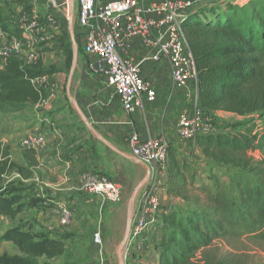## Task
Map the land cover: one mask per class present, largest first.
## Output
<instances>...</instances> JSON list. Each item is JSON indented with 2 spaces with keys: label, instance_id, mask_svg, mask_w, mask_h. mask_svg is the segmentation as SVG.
<instances>
[{
  "label": "trees",
  "instance_id": "trees-1",
  "mask_svg": "<svg viewBox=\"0 0 264 264\" xmlns=\"http://www.w3.org/2000/svg\"><path fill=\"white\" fill-rule=\"evenodd\" d=\"M248 6L253 11L250 18L241 15ZM211 16L215 20L201 19L208 17V13L192 14L182 25L196 62L201 108L208 117L224 112L239 117L259 115L261 121L264 119V5L251 0L241 8L229 7L222 18L216 12ZM4 29L22 37L19 29ZM76 41L81 55L84 43L79 38ZM60 43L67 57L66 66L71 70L74 52L69 37L62 36ZM53 74L43 68L42 62L25 65L17 58L11 59L0 70V107L42 102L47 98L46 91L36 88L33 81ZM197 144L206 161L228 169L230 190L217 182L215 189L202 188L205 203L199 198L190 199V189L196 187L194 172L188 174L190 161L183 159L176 149H170L168 194L194 202L195 208H188L185 213L167 208L160 216L153 242L147 243L148 249L152 247L159 257L155 263L264 264L262 256L236 253L220 260L203 256L197 260L217 240L248 238L264 230V129L253 123L244 132L232 135H201ZM255 151H260L263 159L252 157ZM13 168L23 171L17 164L8 165L0 160V181ZM6 193L0 194V216L13 218L21 209L14 208L16 198H7ZM69 237L52 239L44 234L11 229L3 240L15 245L20 255L4 253L0 255V264H39L42 258L51 261L62 257L66 251L65 238Z\"/></svg>",
  "mask_w": 264,
  "mask_h": 264
},
{
  "label": "crops",
  "instance_id": "crops-1",
  "mask_svg": "<svg viewBox=\"0 0 264 264\" xmlns=\"http://www.w3.org/2000/svg\"><path fill=\"white\" fill-rule=\"evenodd\" d=\"M21 10L15 11L20 13ZM16 12L5 16L1 10L0 27L3 30H6L4 27L11 31L19 28L17 22H20L21 16ZM47 45L38 48L40 58L48 59L51 53L60 50L57 43ZM82 55L73 98H70L74 105L72 108L64 107L65 104L54 108L55 99L48 97V77L33 81L36 88L46 91L47 98L42 102L0 107V160L7 161L8 165L23 167L22 172L17 168L8 169L0 181V194L7 192L5 197L16 198L14 208L21 209L13 218L0 216V248L5 245L14 252L0 249V255H20L15 245L3 240L5 233L11 229L19 228L34 235L44 234L52 239L70 235L65 238L67 245L80 228L83 216L90 214L89 217H92L97 213L103 218L109 210L108 206L100 199L83 193L84 176L87 174L107 175L122 190L124 199H132L135 195L139 198L150 171L131 156L128 140L134 133H139L143 139L164 138L170 149H176L183 159L192 155L191 144L181 140L177 128L182 116L193 111V105L186 91L173 86L168 63L145 68L144 77L152 79L156 85L157 101L129 115L106 81L88 71L87 56ZM8 64L0 62V70ZM36 82L42 86H37ZM59 96L57 103H61ZM36 134L46 137V146L42 151L21 146L24 139ZM192 145L193 152L205 160L198 144ZM164 204L166 206V200ZM62 205L73 211L72 222L67 227L60 224L59 207ZM167 208L175 210L167 206L162 214ZM98 225L96 232L101 230L104 238L105 264H112V258H108L105 252L107 228L102 223ZM94 249L88 258L89 264H96L95 246ZM60 258L51 261L42 259L46 260L44 263L52 264Z\"/></svg>",
  "mask_w": 264,
  "mask_h": 264
},
{
  "label": "built area",
  "instance_id": "built-area-1",
  "mask_svg": "<svg viewBox=\"0 0 264 264\" xmlns=\"http://www.w3.org/2000/svg\"><path fill=\"white\" fill-rule=\"evenodd\" d=\"M42 1L32 0L34 8L30 14L21 16L18 24L21 38L0 27V62L17 58L29 65L38 59L39 44L47 40L44 35L49 29L38 18L35 7ZM193 5L189 0H77L76 11L87 69L106 81L127 114L144 110L157 101L156 85L144 77L145 68L162 62L170 65L173 86L186 91L193 105V111L182 116L177 128L181 140L190 144L197 143L201 135L213 134L204 119L196 62L182 29ZM128 144L132 158L150 172L133 205V224L122 252L125 261L132 250L146 249L145 235L157 227L169 195V143L164 138L143 139L134 133ZM21 146L42 151L46 137L33 135L24 139ZM82 190L86 196L100 199L102 204L123 200L122 190L107 175H85ZM59 208L60 224L67 227L72 222L73 211L66 205ZM93 244L96 264H105L101 230L94 233Z\"/></svg>",
  "mask_w": 264,
  "mask_h": 264
},
{
  "label": "rangeland",
  "instance_id": "rangeland-1",
  "mask_svg": "<svg viewBox=\"0 0 264 264\" xmlns=\"http://www.w3.org/2000/svg\"><path fill=\"white\" fill-rule=\"evenodd\" d=\"M194 3L191 9L188 12V16L192 14H204L208 13V17H202L201 19L215 20L211 14L216 12L220 17H224L227 14L229 7H244L251 0H189ZM255 1V0H254ZM261 5H264V0H256ZM1 10L3 15H14L15 10L22 9L20 13L16 12L20 16L30 14V11L34 8L32 5V0H0ZM56 4H59L58 7ZM234 4V5H232ZM36 10L38 18L42 23L48 27L44 38V43L39 44L38 48H43L46 44L54 45L57 43V46L60 48L57 52L51 53L48 59H43L38 57L34 62L35 65L42 62L43 67L46 70L53 72V75L48 76V97L55 99L56 104L54 108L70 107L74 105L71 102L70 98H73L72 92L76 86L77 71L82 61L83 53L78 56V61L76 68L70 82L69 87V77L70 72L66 66V55L64 48L60 45L62 36L69 37L72 50L74 52V43L72 41L71 31H73L76 38H79L81 41L82 37L79 36V29L77 25V0H43L40 4L36 5ZM246 11L242 12V16H248L250 18L253 11L248 6ZM22 19V17H21ZM17 22V21H16ZM19 22H17L18 24ZM20 24V23H19ZM79 36V37H78ZM46 43V44H45ZM47 45V46H48ZM77 45V41H76ZM79 52V48H78ZM74 60V58H73ZM73 65V63H72ZM37 86H42L37 82ZM60 95V96H59ZM58 96L61 98V103H57ZM53 102V101H52ZM53 107V106H52ZM42 108V107H41ZM45 110L46 107H43ZM50 110V108H49ZM45 112V111H43ZM205 122L208 123L212 129L213 134H235L238 132H244L247 127L256 124V126H261L264 129V119L260 121L259 115L252 117H239L230 113L218 112L213 117H208L206 114L204 116ZM259 120V121H257ZM245 124H249L248 126ZM247 126V127H246ZM190 150H192V155H186L187 160L190 161L191 169L188 174L194 172L196 187L190 189L189 198L196 199L199 198L202 202H206L205 195L202 192L204 187H212L215 189L217 182L224 186L227 190H230L231 187V174L228 173V169L219 165L212 164L206 160H202L200 156L193 152L194 145L191 144ZM189 150V151H190ZM182 155L184 153H181ZM251 156L256 160L263 159V155L260 151H255L251 153ZM190 180V179H189ZM200 188V189H196ZM124 199V198H123ZM131 198H125L120 203H107L109 210L102 216L100 214H93L92 217L83 216L80 228L76 230V235L72 238L66 245L65 254L57 261H52V264H89L88 258L92 254L94 245L92 242L93 235L96 230L99 228L98 224H104L107 228L108 235L105 244V252L108 258H112V264H121L120 255L124 250L125 244L128 240L127 236V221L129 214V205ZM165 206V205H164ZM174 208L180 213H185L188 208H195L194 202H185L183 198L176 196H168L166 198V206ZM163 207V208H165ZM95 220V222L93 221ZM156 228L152 229L148 234L145 235L148 238V241L145 243L146 249H136L132 250V254L128 260H124V264H156V260H159L155 250L151 247L148 249L147 243L150 245L153 242V233ZM264 230L258 234L249 236L248 238H234L231 241L226 240H217L210 247L203 251V254H199L198 261L201 257H207L209 260H220L231 253H236L237 255H254L262 256L264 258ZM110 238V239H109ZM1 244V241H0ZM0 249L3 251H8L14 253L7 246H2ZM8 254V253H7ZM11 255V254H9ZM14 256V255H12ZM133 256V257H132ZM40 264L46 262L45 259L39 261ZM203 264V262L201 263Z\"/></svg>",
  "mask_w": 264,
  "mask_h": 264
},
{
  "label": "water",
  "instance_id": "water-1",
  "mask_svg": "<svg viewBox=\"0 0 264 264\" xmlns=\"http://www.w3.org/2000/svg\"><path fill=\"white\" fill-rule=\"evenodd\" d=\"M71 36H72V41L74 43V60H73V65H72L71 72H70L68 90L70 88V82L72 80V77H73V74H74V71H75V68H76V64H77V61H78V56H79L78 45H76L75 36H74L73 31H71ZM137 163L139 165L147 168V166H145L144 164H142L140 162H137ZM135 201H136V195L131 199V202H130V205H129V214H128V221H127V236H129L131 228H132V224H133L132 210H133V205H134ZM120 258H121L120 259L121 260V264H124L122 253L120 255Z\"/></svg>",
  "mask_w": 264,
  "mask_h": 264
}]
</instances>
